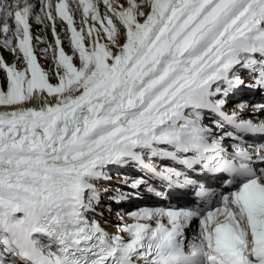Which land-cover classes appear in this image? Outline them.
<instances>
[{"label":"snow or ice","instance_id":"snow-or-ice-1","mask_svg":"<svg viewBox=\"0 0 264 264\" xmlns=\"http://www.w3.org/2000/svg\"><path fill=\"white\" fill-rule=\"evenodd\" d=\"M0 49L16 57H0V264H264V143L249 139L264 121L227 110L264 92V0H0ZM125 167L142 174L128 187L196 205L141 208L110 234L97 185Z\"/></svg>","mask_w":264,"mask_h":264},{"label":"bare ground","instance_id":"bare-ground-1","mask_svg":"<svg viewBox=\"0 0 264 264\" xmlns=\"http://www.w3.org/2000/svg\"><path fill=\"white\" fill-rule=\"evenodd\" d=\"M75 19H76V22H77V28H79L80 27V19H79V23H78V20H77L76 17H75ZM37 28H38V26L33 24V36L39 35V36L43 37L44 39H46V37H48V39H50V37H52L51 28L50 27L47 30H45L42 26H39V31H37ZM58 33H59L60 38L62 40V47L64 48L65 45H69L68 46L69 47L68 51L71 54L72 52H71L70 44L68 42V37L66 35L65 29H63V30L62 29H58ZM49 43L54 45V42L51 41V40H50ZM36 49H37V54L41 52L39 50L40 48H39L38 45H36ZM64 51H65V49H64ZM68 51L67 52L65 51L66 54H69ZM50 53L51 52L49 51L48 54H50ZM0 54H2V56H0V57H3L5 62L8 63V64H12L13 62L16 61V57L12 53L8 54L3 49H0ZM42 58L44 59V57H42ZM52 63H53V61L51 63H49L47 61V65L45 67L46 71H47L46 68H50ZM78 64H79V62L77 60L76 61V65L78 66ZM19 66L23 67L22 64H20ZM0 77H3V81H4L5 74L3 73V71L0 74ZM0 81H2V80L0 79ZM55 83H56V80H55ZM26 106L31 107L29 105H26ZM4 110H6V109L3 106H0V111H4ZM131 170H132V168L127 169V167L120 168L119 170H113L110 173V176H111L110 180L103 181L101 184L97 185V187L101 189V192H103V194L101 196V199L99 201V205L95 209L96 213H102L103 214V218L101 220V224H105V221H106V223L114 222L115 218H116V220H118L117 219V217H118L117 213H121V210H119V207H115V205L117 203L114 200L109 199V197H111V196L118 195L117 189H119V191L120 190H122V191H126V190L134 191V190H137V189H132V188L128 187L123 182L124 178L127 177L129 179V183H131V179L133 177L132 175H134V174L129 175V172H131ZM152 183L155 184L157 187L161 186V185H159V182H157V181H153ZM140 188H143V192H145L146 189L144 187H140ZM133 205H134V203H131L130 205H128V208L132 207ZM109 208L111 209V211H109Z\"/></svg>","mask_w":264,"mask_h":264},{"label":"rangeland","instance_id":"rangeland-1","mask_svg":"<svg viewBox=\"0 0 264 264\" xmlns=\"http://www.w3.org/2000/svg\"><path fill=\"white\" fill-rule=\"evenodd\" d=\"M76 18H77V20H78V23H79V19H80V17H79V14H77L76 15ZM76 25H77V22H76ZM63 30V29H62ZM50 36V35H49ZM46 40H47V42L49 43L50 42V40L51 41H53L54 42V40H53V38L52 37H50V39H48V37H46ZM35 43V42H34ZM36 45H38L39 46V48L40 49H42V48H46L47 47V44H36ZM64 46V45H63ZM69 45H65L64 46V49H65V51L67 52L68 50H69V47H68ZM71 48V47H70ZM39 49V50H40ZM6 53H8V54H11L10 52H8V51H5ZM51 52V51H50ZM68 53H69V51H68ZM72 54V53H71ZM70 53H69V55H71ZM0 56H2V54H0ZM37 57H38V62L41 64V66L45 69V67H46V65H47V61L49 62V63H51L53 60H52V52L50 53V54H48L47 55V57L45 58L44 57V55L40 52V53H38L37 54ZM41 57V58H40ZM42 57H44V59L42 58ZM52 65V64H51ZM47 70L49 69V68H46ZM1 72H0V74L2 73V70H0ZM0 79L3 81V77H0ZM2 81H0V82H2ZM51 82L52 83H55V78H53L52 80H51ZM29 106H33L32 104H28ZM108 193V192H107ZM102 194H103V192H102Z\"/></svg>","mask_w":264,"mask_h":264}]
</instances>
